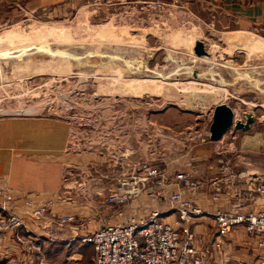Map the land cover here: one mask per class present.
I'll return each mask as SVG.
<instances>
[{"label": "rangeland", "instance_id": "374dc122", "mask_svg": "<svg viewBox=\"0 0 264 264\" xmlns=\"http://www.w3.org/2000/svg\"><path fill=\"white\" fill-rule=\"evenodd\" d=\"M187 1L85 0L67 14L35 10L0 24V53L8 52L0 55V153H35L57 162L68 150L92 151L100 135L108 139L114 130L95 128L102 123L127 121L132 131L149 122L171 132H202L220 102L232 107L235 121L251 115L252 130L263 131L264 91L234 78L249 73L264 89V32L230 27L235 17L218 1ZM198 38L208 56L194 54ZM234 130L233 123L223 135L233 137ZM32 131L34 147L28 150ZM121 148L111 153L117 166ZM175 157L172 169L196 167L187 156ZM100 200L106 208L105 193Z\"/></svg>", "mask_w": 264, "mask_h": 264}, {"label": "crops", "instance_id": "0c3cea01", "mask_svg": "<svg viewBox=\"0 0 264 264\" xmlns=\"http://www.w3.org/2000/svg\"><path fill=\"white\" fill-rule=\"evenodd\" d=\"M204 1H218L228 15L234 16V25L230 27H236L238 31L264 32V0ZM84 2L0 0V24L16 21L21 15L35 10L50 16L67 14ZM187 3H197V0H188ZM105 125L107 123L97 124L95 128H113L108 139L99 136V139H106L105 142L114 147L107 151L102 146L92 151L79 148L76 152L68 150L53 163L46 155L11 151L0 153V180L10 185L15 197L11 205L23 217L25 224L16 233L7 232L4 241L0 242V264H92L94 247L91 242L82 240L83 235L100 225L126 222L132 215H147L152 209L162 210L166 207L164 198L151 197L145 189H141L124 205L112 204L107 200L111 191L118 188L119 180L125 174L132 173L140 159L149 160L166 170L170 181L168 191L175 189L172 184L178 181L175 176L178 171H185L200 182L197 189L182 186L181 191L202 210L193 216L191 228L197 238L204 240V264H258L262 253L258 237L244 225H236L226 234L219 235L215 211L264 209V194L257 195L252 202L242 200L241 194L249 187L248 180H231L221 171L223 160L230 159L238 170L250 169L253 165L251 170L255 173L254 177H260L264 172V130L254 132L251 123L239 130L236 127L233 137L223 135L218 140L195 141L184 150L176 148L174 139L172 142L167 139L164 143L155 141L156 128L164 125L147 122L137 131H132L130 122L113 127ZM165 130L171 136L181 133ZM29 135L36 136V131L27 134L29 143L25 148L28 150L34 147H29ZM117 146L124 147L120 166H117L116 156L111 154ZM179 155L189 157L195 162L193 167H196L190 170L172 169L169 165L172 161H178L179 157L175 156ZM65 170L69 174L67 180L64 178ZM82 180L83 185L80 184ZM217 184L221 189L215 196ZM103 193L108 202L106 208L105 204L102 206L100 203ZM29 200L32 201V208L46 205L47 210L34 213L29 210ZM68 214L75 215L76 221L64 224L56 222L58 216ZM176 217V212L172 210L162 215V219L168 222H174ZM218 239L221 240L220 247L214 244ZM174 264L180 263L176 261Z\"/></svg>", "mask_w": 264, "mask_h": 264}, {"label": "built area", "instance_id": "2783aa9c", "mask_svg": "<svg viewBox=\"0 0 264 264\" xmlns=\"http://www.w3.org/2000/svg\"><path fill=\"white\" fill-rule=\"evenodd\" d=\"M127 122V121H126ZM125 123V122H124ZM123 123V124H124ZM190 127L186 133L169 135L164 127H157L156 142L169 140L181 147L189 146L192 141L208 142L211 139L210 130L196 132ZM103 138L99 139L95 148L104 146ZM113 149L111 145L109 147ZM103 149V148H102ZM220 149V148H219ZM114 153H116L114 151ZM124 156V150L122 153ZM221 171L231 180L242 178L248 180L249 187L241 194L242 200L254 201L257 195L264 194V180L254 177L251 169L238 170L233 167L230 159L223 160ZM67 170L64 178L67 180ZM177 182H173L175 189L168 191L170 184L166 170L160 165L148 164L146 160L138 162L132 173L125 174L121 184L111 191L107 200L116 205H123L143 188L149 196L164 198V209H152L147 216H130L126 222L106 223L92 232L82 236V240L91 242L94 247L92 264H204V240L197 238L191 228L193 216L202 210L182 191V186L193 189L200 187V182L189 173L178 171ZM141 183V184H140ZM83 185V180L80 182ZM220 184L214 188L216 196L220 191ZM15 199L7 181L0 180V242L4 241L7 232H17L24 227L23 217L13 208L11 202ZM29 210L34 213L45 212L46 205L32 208V201H27ZM172 210L177 217L174 222L162 219L164 212ZM58 224L76 221L73 214L61 215L56 219ZM218 234H226L236 225H244L246 229L258 237V244L262 253L258 264H264V209L245 212L215 211ZM215 246H221V240L214 241Z\"/></svg>", "mask_w": 264, "mask_h": 264}, {"label": "water", "instance_id": "95a60500", "mask_svg": "<svg viewBox=\"0 0 264 264\" xmlns=\"http://www.w3.org/2000/svg\"><path fill=\"white\" fill-rule=\"evenodd\" d=\"M193 51L196 57H202V56L209 55V52L208 50H206L203 40L199 38L195 40V43L193 45ZM7 53L8 52H3V53H0V55H4V54L6 55ZM97 55L101 57L102 53L98 52ZM71 56L78 59L77 55H71ZM117 57H120V56H117ZM196 57L191 59V61H195ZM122 59H123L124 64L126 65L130 64V62L126 58L122 57ZM134 60L137 61V59H134ZM84 64L85 62H80V65H84ZM79 66H76V67H79ZM211 70L212 69H209L207 72H211ZM193 74L196 77L199 76V73L197 72L196 69L193 70ZM158 75H160V73ZM239 77H244V79H247L248 81L253 82L256 88H259L260 90L264 91V89L260 87V83H262V81L258 77L251 76L249 73L245 72L241 74V76L239 75L236 76L234 79L236 80ZM219 83L221 82L219 81ZM252 121H253V116L251 115H248L247 120L245 122L241 121L240 119H237L235 121L234 111L232 107L225 102H220L216 104L213 109L212 121L209 127L210 137L213 140H218L231 127L233 123L235 124L237 128H240V127L246 128L250 125Z\"/></svg>", "mask_w": 264, "mask_h": 264}]
</instances>
